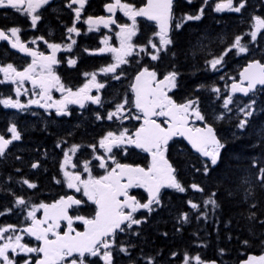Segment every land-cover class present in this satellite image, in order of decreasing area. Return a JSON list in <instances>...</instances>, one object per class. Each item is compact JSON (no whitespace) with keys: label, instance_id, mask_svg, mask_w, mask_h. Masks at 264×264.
Instances as JSON below:
<instances>
[{"label":"trees","instance_id":"obj_1","mask_svg":"<svg viewBox=\"0 0 264 264\" xmlns=\"http://www.w3.org/2000/svg\"><path fill=\"white\" fill-rule=\"evenodd\" d=\"M128 1L138 4L143 0ZM220 2L224 0H207V3L205 0H175L169 35L173 43L159 53L157 60H152L150 53L155 51L147 44V34L157 30L142 25L140 32L146 37L143 36L137 44L145 46L141 55L144 60L139 63L140 68H123L124 91L143 67L156 71L159 77L177 72V86L171 89V98L177 104L188 99L198 101L199 110L225 148L221 150L219 166L210 175H205L203 169L207 160L192 153L181 139L169 142L167 158L187 191L180 193L165 189L161 192V205L156 206L154 212H140L139 218H146V222L118 234L114 253L124 246L128 254L122 252L121 256L114 258L113 264H147V257L154 258V264H181L185 253L190 257L199 255L202 261L238 264L248 254L264 253V188L256 179L259 168L264 167V87L245 98L232 95L231 111L222 107L229 94L228 84L237 80L241 68L251 60L264 63V29L258 33L255 42L251 41L250 35H244L252 30L253 16L264 18V0H245L239 13L215 11ZM239 3L240 0H233L234 6ZM201 9L203 13L199 20L183 21L185 14L195 16ZM181 21L183 23L177 29L175 25ZM237 35H243L241 43L249 51L237 55L232 49L222 66L213 70L206 62L219 57ZM158 41V38L153 39V42ZM213 87L220 90L219 94L212 91ZM3 92L4 89H0V95ZM253 100V115L247 118L248 123L241 130L237 125L245 117L239 109ZM221 113L224 118L217 120ZM96 117L93 112L89 119L78 117L75 123L71 119L57 121L49 118L42 128L33 123L24 126L16 122L22 138L0 157V212L11 209L0 216V226L17 215L25 222V209L49 203L65 194L66 181L59 169L61 152L70 145H80L79 156L82 159L86 155L91 157L93 149L89 145H94L105 131L112 129L103 117L99 120ZM4 119L5 114L0 111V134H4ZM58 143L62 146L57 147ZM254 161L258 162L257 167H253ZM35 162H39V167L32 168ZM24 179L35 183L36 187L29 188L22 182ZM245 179L248 184L242 182ZM193 183L205 191H194L190 188ZM249 185L251 195H246L245 189ZM213 192L217 193L215 199L220 206L215 210L211 205L207 206V217L197 219L204 210L203 200ZM16 197H22L26 205H15ZM189 200L201 208L191 209L187 203ZM253 212L256 218L250 219ZM181 213H188L186 223L179 220ZM88 261L103 264L98 257H89Z\"/></svg>","mask_w":264,"mask_h":264},{"label":"snow or ice","instance_id":"obj_2","mask_svg":"<svg viewBox=\"0 0 264 264\" xmlns=\"http://www.w3.org/2000/svg\"><path fill=\"white\" fill-rule=\"evenodd\" d=\"M173 2L174 0H147L146 6L136 8L133 4L122 3V0H114L113 3L105 5L106 11L112 15L108 17L89 16L85 21L89 25V30H93L100 24H103L106 28L111 24H116V20L112 16L117 9L132 21L130 25H117L120 29L116 33L120 41L119 48L108 47L98 50L99 52L108 51L114 54V62L101 68L99 71L104 74H115L120 65L129 63L127 57L132 56L137 47H139L140 52L146 50L145 46H137L132 43V38L137 34V17H146L157 25L158 31L153 33V36L159 39V45L154 43L152 38H149L148 41V44L155 50L154 53H150L151 59L157 60L159 53L166 50L167 45L173 43L169 37V23L173 18ZM85 3L86 0H70L68 7L73 8V5H79L73 8L75 20L81 19ZM205 3H207V0H205ZM47 4H49V0H0V8L15 9L17 12L30 17L32 27H36L37 22L41 19L37 10ZM244 6L245 0H240L238 6H234L233 0H224V2L216 4L215 11L228 10L239 13ZM202 13L203 9H201L200 14L195 16L185 14L183 21L199 20ZM252 19L254 22L252 30L250 33L244 35H250L251 41L255 42L258 33L264 29V18L253 16ZM75 20L73 21V26L67 28L69 34H78ZM183 21L176 23L175 27L179 29ZM20 31L21 29L18 27H12L7 29V31L0 29V40H7L12 48H17L19 51L32 56V63L23 68V70H18L12 64L0 66V73L4 74V78L0 83H19L22 86L25 80L31 81L34 88H39V92L34 93V95H38L40 99H30L28 104H37L45 109L55 108L57 115H69L70 113L67 110V105L69 104H78L81 108L85 106L86 101H90L93 104H101L99 95L90 94L92 89H96L99 92L100 89L105 87L104 83L97 81L96 72L84 73L86 77L90 76L91 79L76 90L65 87L52 67L59 63L55 54L61 48V45L49 44L48 47L52 49V54L46 56L43 53L26 47L20 41L18 35ZM242 39L243 35L235 36L231 45L219 57H213V59L206 63L213 70H216L218 66H222L225 56L232 49L236 50L237 55L248 52V47L241 43ZM72 43L74 44L75 41L73 40ZM102 43H107V40L105 39ZM65 47L71 51L72 45L69 44ZM85 51L88 50L86 49ZM68 64L69 66H73L76 64V61L69 59ZM177 76L178 73L172 71L164 75L163 79H159L156 71L149 70L147 67L143 68L136 75L135 81L131 85V90L134 94V100L131 103L135 109V114L126 107L129 104L128 99L117 104L115 110L108 113V120H112L115 117L122 120L135 119L138 122L142 121V123H140V127L134 133H130L128 129H124L118 134L109 131L99 140V148L103 149L104 154L94 155V159L99 161L101 169H105V175L100 177L93 176L90 167L91 161L88 160L83 162V170L88 173V179H83L79 171H67V166L72 162V155L70 153L74 155L81 146L72 145L70 149L64 151V159L60 164V168L64 174L67 187L69 189L74 188L77 192L83 190V194L87 197L88 201H91L96 206L94 216L88 218L69 215V209L72 206L82 203L81 200L73 196H61L51 204L41 203L39 205H32L26 217V219L31 220L30 225L23 228H17L16 225L11 224L0 226V240L4 241L0 243V264H18V253L42 254L41 258L35 259V264H93V262L88 261V257H98L103 261V264H113L112 248L115 244L117 233L125 232L126 229H132L133 225L138 226L146 222V218L137 219L135 217V214L139 210L145 209L149 213L154 212L155 207L161 205L162 189H175L180 193L187 191V188L178 180L176 169L169 162L166 155L169 141L173 137H184L192 149H195L201 156L207 157L210 160V165L206 164L203 169L205 175H210V172L219 166L221 150L225 148V144L217 137L213 126L206 122V117L197 106L198 101L188 99L182 104H177L168 95V91L177 86ZM113 78L119 80L120 76L114 75ZM257 85L264 86V64L259 61H252L240 73V80L238 82L234 81L231 84V91L224 99L222 107L227 111H231L229 105L233 103L232 94L243 93L244 95H248L257 88ZM53 88H56L63 94L60 100H52L50 93ZM212 91L217 94L220 92L215 87H213ZM15 93L17 97L20 96L19 86L16 87ZM41 101H44V103H41ZM254 104L255 101L253 100L239 109L245 117V119L239 121L237 125L239 129H245L248 123L247 118L253 115L252 109ZM0 105H3L5 108L21 110L27 108V105L22 104L18 98L13 99L11 97L0 99ZM155 117H164L165 119L158 123ZM96 118L98 120L102 119L99 114H97ZM223 118V113L216 117L217 120ZM192 119L205 122L204 126L190 127L189 122ZM7 132L11 134L10 138H6L5 135L0 134V157L5 155L6 150L13 141H19L22 138L15 124H11ZM122 145L134 146L148 153L151 156L148 167L117 162L114 155H112L113 148H119ZM57 147H60L59 143ZM89 147L93 149L94 153L96 152V145H89ZM124 150L127 152V147ZM105 157L115 164V167H112L110 171L108 170L109 166ZM31 166L32 168H37L39 164L33 163ZM257 166L258 162L254 161L253 167ZM72 167L76 168V165L72 164ZM256 179L260 186L264 188V167L259 168V175ZM22 182L29 188L36 187L35 183L27 179H24ZM57 182L59 183V181ZM242 182L245 184L249 183L246 179ZM132 188H143L147 193V201L141 203L136 196L130 195L129 189ZM190 188L200 193L205 191L204 188L196 183L190 185ZM245 192L246 195H251L250 185L245 189ZM216 195L217 193L213 192L203 200L204 210L200 211L197 219L207 217V206L211 205L213 210L220 206L215 199ZM187 203L193 210L201 208V205L192 200H189ZM15 205L25 206L26 201L22 197H16ZM252 207L255 208L256 205H252ZM39 209H43V219H38L36 216V212ZM10 211L11 209L5 210V212ZM5 212H0V216H3ZM249 218L255 219V213H251ZM74 220L83 223V231H76L73 228ZM179 220L186 223L188 221V213H181ZM61 221L67 222V231H58L61 228ZM24 234L35 237L40 242V245L38 247H30L22 243ZM164 235H167V233ZM119 250L126 255L128 254V249L124 246H121ZM172 255L176 256L177 253H172ZM33 259L34 257H28L24 259L23 264H31ZM146 260L147 264H154V258L147 257ZM192 261H195V264H205L199 255L190 257L185 253L183 264H192ZM211 264H215V261H212ZM242 264H264V255L259 257L249 256Z\"/></svg>","mask_w":264,"mask_h":264},{"label":"flooded vegetation","instance_id":"obj_3","mask_svg":"<svg viewBox=\"0 0 264 264\" xmlns=\"http://www.w3.org/2000/svg\"><path fill=\"white\" fill-rule=\"evenodd\" d=\"M114 0H86L85 7L81 13V19L75 20V12L73 11L74 7H78L79 5H73V8L68 7L70 0H49V4L44 5L41 9H38L37 12L41 16V19L37 22L36 27H32L31 19L27 15L17 12L15 9L11 8H0V29L7 31L12 27H18L21 31L18 33L20 37V41L25 44L26 47L30 48L33 51L43 53L46 56H50L52 54V49L48 47L49 44H59L61 48L56 52V59L59 63L53 65V71L57 76L60 77V81L65 87L72 88L76 90L83 86L89 79L90 76L86 77L84 73H97V81L99 83H104L105 87L100 89L97 92L96 89H92L91 95H99L101 98V104H93L90 101L85 102V106L83 108L78 104H69L67 105V110L70 113L69 115H57L55 108L45 109L37 104H28L30 99H40L38 95H34V93L39 92V88H34L31 86V81L25 80L23 85L20 86L19 83L13 84L11 82L0 83V89H4V92L0 95V99L11 97L13 99H19L22 104L27 105V108L24 110L15 109V108H5L3 105H0V111L4 112V134L6 138H10V133L7 132V129L11 124L22 123L24 126L27 124L33 123L37 125V127H43L46 120L55 119L57 121L65 118L71 119L72 123L77 122L78 117L85 116L86 119H89L93 112H96V115L99 114L104 118V122L108 123L112 126L110 131L116 132L117 134L124 129H128L130 133H133L139 126L141 122L136 121L135 119H118L113 118L112 120L107 119V115L110 111L115 110L117 104L122 103L125 99H128L129 104L126 106L129 108L133 114H135V109L132 105V101L134 100V95L131 90V85L128 86L127 90L124 91V76H123V68H140L139 61L135 57L136 51H134L133 55L127 57L129 63L122 64L117 69L116 73H101L99 70L103 67L114 62L112 52H99L98 50L101 48H119L120 41L116 36V33L120 31L117 25L120 24H131L132 21L123 14L119 9L116 10L113 15L114 20H116V24L109 25V27H104L103 24L96 26L93 30H89V25L85 22L89 16L99 17L104 16L108 17L112 15L108 13L105 9V5L109 3H113ZM122 3H130L133 4L136 8H140L144 4V0L140 3L122 0ZM75 20V26L78 29L77 33L69 34L67 32L68 27L73 26V21ZM136 28L137 34L132 38V43L134 45L140 46L137 44L143 36L146 37V34L140 32L141 26H145L148 29L156 30V26L148 22L140 17L136 18ZM172 23V20H171ZM171 32V31H170ZM10 35V33H9ZM149 38L155 39L156 37L152 34H147ZM170 35V34H169ZM71 37V38H69ZM42 38V39H41ZM149 38L147 41H149ZM15 39V38H12ZM107 40V43H102V41ZM75 41L73 44L72 41ZM33 41H35L33 43ZM159 45L158 42H154ZM71 44V51L67 50L66 45ZM88 51H85V50ZM154 51V50H153ZM95 53V54H90ZM33 57L27 53L19 51L17 48H12L10 43L7 40H0V66H6L7 64H12L18 70H23V68L27 67L30 63H32ZM74 59L76 64L73 66H69L68 60ZM132 65H134L132 67ZM145 68V67H143ZM39 72V69H38ZM136 74V73H135ZM114 75H119L120 79H114ZM135 76V75H134ZM158 76V75H157ZM164 77V76H163ZM4 78V74L0 73V81ZM134 78V77H133ZM161 79L162 77H159ZM20 87V96L17 97L15 93L16 87ZM170 91H168V95L170 96ZM52 100H60L62 98V93L58 91L56 88L51 90ZM171 97V96H170ZM44 103V101H41ZM127 115V113H125ZM157 122H162L164 117H155ZM191 127H199L203 126L204 122L196 121L195 119L190 120ZM165 126V125H162ZM18 127V126H17ZM109 131H105L106 134ZM102 135V137L104 136ZM182 140V139H181ZM17 142V141H13ZM97 142H99L97 140ZM9 146L7 150H11V146ZM27 145V143H26ZM62 145H60L61 147ZM96 155H103V149L99 148V144H97ZM125 147H127V152H125ZM91 148V147H90ZM66 149V148H65ZM64 149V150H65ZM6 150V151H7ZM64 150L61 152L60 164L64 159ZM78 153V152H77ZM75 153L72 156V161L70 164L71 171H79L82 175L83 179L88 178V173L83 170V162L88 160L91 161V170L92 175L95 177H100L105 175V169H101L99 167V161L92 159L90 160L88 157L82 159V156H78ZM76 155V156H75ZM112 155H114L115 160L121 164H130L133 166L139 165L141 167L147 168L150 163V158L148 154L143 151L136 149L132 146H121L119 148H113ZM87 158V159H86ZM107 160V157H105ZM83 160V161H82ZM210 165V161H206ZM38 163L39 162H35ZM72 164L76 165V168L72 167ZM107 164L109 166L108 170L110 171L112 167H115V164L111 160H107ZM60 172H62L59 165ZM170 189V188H166ZM165 190L162 189L161 192ZM130 195H134L137 199L143 203L147 201V193L143 188H132L129 189ZM73 195L77 199L81 200L82 203L80 205L72 206L69 209V214L73 217L75 216H84L91 218L95 214V206L91 201H88L87 197L84 196L82 190L77 192L74 188H67L66 192L62 196ZM61 197V196H60ZM59 197V198H60ZM57 198V199H59ZM54 199L51 202L57 200ZM49 202V203H51ZM47 203V204H49ZM29 209H25L24 216L27 217V212ZM144 211L145 213H149L145 209L139 210L135 217L139 218L140 212ZM42 209H39L36 212V216L38 219H42ZM7 226L9 224L16 225L17 228H23L31 224V220L27 219L24 222V219L21 220L16 217L8 220L6 223ZM25 224V225H24ZM80 226V227H77ZM134 227H138L137 225H133ZM67 228V222H61V228L58 231H64ZM73 228L77 231L83 230V223L81 221L74 220ZM122 232H118L115 241L118 240L117 236ZM19 234V233H17ZM3 240H0V243H3ZM22 243L27 244L30 247H38L40 242L35 239L33 236H29L24 234ZM115 244L112 248L113 260L115 257L121 256L122 252L118 249L116 253H114ZM28 257H34L31 261V264H35V259L40 257L37 253H18L17 260L18 264H23L24 259ZM11 258V254H10ZM89 258V257H88ZM103 262V261H102Z\"/></svg>","mask_w":264,"mask_h":264},{"label":"water","instance_id":"obj_4","mask_svg":"<svg viewBox=\"0 0 264 264\" xmlns=\"http://www.w3.org/2000/svg\"><path fill=\"white\" fill-rule=\"evenodd\" d=\"M175 1V0H174ZM174 3V2H173ZM146 4H147V0H144V4L141 6V7H144V6H146ZM140 7V8H141ZM112 18H113V16H112ZM140 18H142V19H144V20H146V21H148V22H151V23H153L155 26H156V30L158 31V28H157V25H156V23L154 22V21H150V20H148L146 17H140ZM114 19V18H113ZM112 25V24H111ZM98 26V25H97ZM169 34H170V31H171V21H170V23H169ZM252 61H259V60H251V61H248L242 68H241V70L239 71V73H238V78H237V80H233V81H231L229 84H228V92L230 93V91H231V84L234 82V81H236V82H238L239 80H240V73L248 66V64L250 63V62H252ZM260 62V61H259ZM261 63V62H260ZM262 64H264V63H262ZM143 69V68H142ZM142 69H140L136 74H135V76H134V78H133V82H132V84L134 83V81H135V77H136V75L142 70ZM150 70V69H149ZM253 71H255V70H253ZM161 79H163V77L161 78ZM31 86L32 87H34L33 85H32V83H31ZM264 86H262V85H257V88L253 91V92H250L248 95H244L243 93H233L232 95H236V96H240V97H247V96H249L251 93H254L258 88H263ZM133 93V92H132ZM134 95V94H133ZM189 124H190V122H189ZM167 125H165V127H166ZM190 126V125H189ZM204 126V125H203ZM203 126H199V127H203ZM140 127V126H139ZM191 127V126H190ZM135 132V131H134ZM133 132V133H134ZM173 139H182L183 140V142L186 144V146L192 151V153H194V154H196V155H198L201 159H204V160H207V161H210L207 157H203V156H201L200 155V153H198L195 149H192V147H191V145L188 143V141L184 138V137H173L172 138V140ZM171 141V140H170ZM169 141V142H170ZM132 147H134V146H132ZM135 148V147H134ZM136 149H138V148H136ZM139 150H141V149H139ZM141 151H143V150H141ZM144 152V151H143ZM144 153H146V152H144ZM146 154H148V153H146ZM148 156H149V158H150V161H151V156L148 154ZM170 162V161H169ZM69 196H73V195H69ZM74 198H76L75 196H73ZM77 199V198H76ZM58 200V199H57ZM56 201V200H55ZM54 202V201H53ZM53 202H51V203H53ZM51 203H49V204H51ZM75 206V205H74ZM95 206V205H94ZM95 208H96V206H95ZM42 219H43V217H44V212H43V209H42ZM70 215V214H69ZM61 222H66V221H61ZM60 222V223H61ZM83 230H84V225H83ZM83 230H81V231H83ZM64 231H67V228L64 230ZM77 231V230H76ZM74 234V233H73ZM40 255V257L39 258H41V256H42V254H39ZM262 255H264V253H262V254H248L244 259H242V260H240L239 262H238V264H242V262L243 261H246L247 259H248V257L249 256H255V257H259V256H262ZM38 258V259H39ZM213 260H211V261H204L205 262V264H211V262H212ZM215 264H218V262H216L215 261Z\"/></svg>","mask_w":264,"mask_h":264},{"label":"rangeland","instance_id":"obj_5","mask_svg":"<svg viewBox=\"0 0 264 264\" xmlns=\"http://www.w3.org/2000/svg\"><path fill=\"white\" fill-rule=\"evenodd\" d=\"M147 44H148V42H147ZM157 45H158V44H157ZM148 46H149V48L151 49V45L148 44ZM136 50H137V51H136ZM136 50H135V51H136V55H135V57L138 59V61H139V63H140V62L142 61V59L144 60V58L141 56V55L143 54V52H140L139 47H137ZM153 50H154V49H152V51H153ZM154 51H155V50H154ZM137 53H138V54H137ZM145 56L147 57L148 55L146 54ZM148 58H149V57H148ZM104 135H105V134H104ZM101 138H102V137H101ZM101 138H99L98 141H99ZM97 144H98V142H96L94 145L97 146ZM71 146H72V145L66 147V149H65L64 151H67L68 149H70ZM80 148H81V147L78 148L77 152L80 150ZM96 151H97V147H96ZM77 152H76V153H77ZM78 153H79V152H78ZM78 153H77L76 155L79 156ZM70 155L73 156V154H71V153H70ZM76 155H75V156H76ZM94 155H96V152H95V153L93 152V154L91 155V156H92V159H94ZM86 156L88 157V155H86ZM90 158H91V157H89L88 159L90 160ZM72 160H73V159H72ZM82 161H83V160H82ZM72 162H73V161H72ZM70 167H71V166H70V164H69V165L67 166L66 170L69 171V172H72ZM61 174H62V176H63V178H64V180H65V177H64L63 172H61ZM87 179H88V178H87ZM65 181H66V180H65ZM65 183H66V182H65ZM66 187H67V183H66ZM67 188H68V187H67ZM82 193H83V190H82ZM38 205H39V204H38ZM181 264H183V262H182ZM192 264H195V261H192Z\"/></svg>","mask_w":264,"mask_h":264}]
</instances>
